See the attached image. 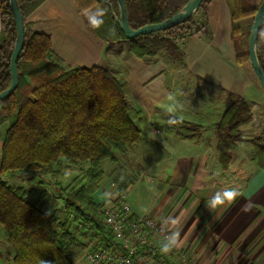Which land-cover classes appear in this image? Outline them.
I'll return each instance as SVG.
<instances>
[{"label": "crops", "instance_id": "crops-1", "mask_svg": "<svg viewBox=\"0 0 264 264\" xmlns=\"http://www.w3.org/2000/svg\"><path fill=\"white\" fill-rule=\"evenodd\" d=\"M91 11L96 12L93 19L100 7L88 10ZM84 15L75 0H45L26 20L34 31L51 35V58H59L66 68H106L125 85L129 113L141 130L142 141L122 153V157L117 154L118 161L102 162L107 163V179L96 194L101 196L97 201L115 190L112 181L128 186L131 192L140 177L146 178L152 169L155 176L146 185L151 203L145 207L129 203L136 214H151L174 232V244L171 252L167 251L172 260L186 252L198 264H264V169L258 166L255 155L242 151L241 144L244 130L256 133L251 143L264 131V90L251 63L237 57L227 0L210 1L208 31L180 44L181 58L172 59L179 61L178 65L167 64V58L160 60V54L141 58L123 44H109L94 33L89 26L92 19L87 20ZM240 25L248 30L251 23L245 19ZM179 78L181 81H177ZM192 87L208 92L196 99L188 92ZM241 98L250 106L253 120L242 128L239 148L232 152L234 159L224 170L215 126L226 108ZM172 116L193 124L192 133L172 131L168 125ZM9 125L10 122L0 124V167ZM146 141L149 165L145 164L144 155H130ZM81 167L67 170L68 182L77 176L70 180L69 173ZM137 173L139 179H134ZM43 180L37 183L41 190L53 188ZM36 181L32 185L36 186ZM227 189H236L240 194L232 202L211 208L212 196ZM36 190L33 199L52 211V190ZM0 227V264H14L15 248ZM71 258L76 264H88L80 246L72 248Z\"/></svg>", "mask_w": 264, "mask_h": 264}, {"label": "trees", "instance_id": "trees-1", "mask_svg": "<svg viewBox=\"0 0 264 264\" xmlns=\"http://www.w3.org/2000/svg\"><path fill=\"white\" fill-rule=\"evenodd\" d=\"M26 38L19 55V83L0 101V124L10 122L4 137L0 167V225L15 248L14 264H76L72 248L82 246L90 224L109 236L97 213L96 194L105 179L102 162L118 161L141 143V130L129 113L125 85L108 69L99 66L66 68L54 55L51 35L34 31L26 18L45 0H18ZM130 25L162 22L180 11L189 0H125ZM203 0L186 21L165 30L128 38L120 25L117 0H75L84 12L96 6L100 12L89 21L90 28L109 44H123L137 57L157 55L166 50L181 58L180 44L188 37L207 32L208 8ZM263 0H227L233 20L232 36L240 61H250L249 39L256 12ZM2 41L0 43V92L12 81L11 57L17 28L8 0H0ZM252 17L248 30L236 20ZM257 52L264 69V18ZM179 123L169 127L192 133L193 124L172 116ZM253 120L244 98L232 102L216 124L218 152L224 170L239 148L242 127ZM197 126H195L196 128ZM192 135V134H191ZM257 164L264 169V131L253 139ZM86 163L68 182L67 170ZM27 179L29 185L11 184L3 176ZM49 176L57 191L59 207L43 208L33 197L35 179ZM78 177V179H77ZM63 212V213H61ZM63 214V215H62ZM84 231L77 232L80 224ZM110 240L112 239L110 235Z\"/></svg>", "mask_w": 264, "mask_h": 264}, {"label": "built area", "instance_id": "built-area-1", "mask_svg": "<svg viewBox=\"0 0 264 264\" xmlns=\"http://www.w3.org/2000/svg\"><path fill=\"white\" fill-rule=\"evenodd\" d=\"M111 185L115 190L106 194L97 208L109 236L90 224L82 243L88 264H198L186 252L172 260L167 251L174 244V232L151 214H136L128 200V186L115 181ZM84 229L81 223L77 232ZM165 246L167 251L163 250Z\"/></svg>", "mask_w": 264, "mask_h": 264}, {"label": "water", "instance_id": "water-1", "mask_svg": "<svg viewBox=\"0 0 264 264\" xmlns=\"http://www.w3.org/2000/svg\"><path fill=\"white\" fill-rule=\"evenodd\" d=\"M120 11V25L125 35L128 38H134L141 34H148L151 32L165 30L170 27H173L181 22L188 20L201 6L203 0H189L188 3L177 13L172 15L171 17L165 19L162 22L151 23L143 25L137 29L133 28L128 19V11L125 0H117ZM9 6L13 13L17 35H16V43L11 57V74L12 81L8 88L0 92V101L7 96L11 95L17 88L19 83V70H18V60L21 51L25 45L26 38V28H25V19L20 7L18 0H8ZM264 18V0L260 4L256 15L254 17V21L251 27L250 39H249V57L250 63L256 75L258 76L260 83L264 90V69L260 63L258 52H257V43L259 38V32L261 29L262 21Z\"/></svg>", "mask_w": 264, "mask_h": 264}, {"label": "rangeland", "instance_id": "rangeland-1", "mask_svg": "<svg viewBox=\"0 0 264 264\" xmlns=\"http://www.w3.org/2000/svg\"><path fill=\"white\" fill-rule=\"evenodd\" d=\"M90 10V9H89ZM88 10H86V11H84L83 13L85 14L84 16H85V18L87 19V20H90V19H92V15H94L95 13L93 12V11H91V13L90 12H88ZM96 15V14H95ZM28 17V16H27ZM27 19V18H26ZM245 19H248V22H250L251 23V20H252V17H246V18H240V19H238V20H236V24H241ZM27 21V20H26ZM1 41L2 40H0V43H1ZM158 54H160L159 56H160V60H163V61H166V59L165 58H167V64L169 63V64H174V65H178V64H180V62L179 61H172V59H174L172 56H170L169 55V53L166 51V50H162V51H160ZM166 56H169V57H166ZM150 57V56H149ZM146 58V57H145ZM174 60H178V59H174ZM248 63H250V61H248ZM158 66H160V65H158ZM177 81H181V78H179ZM188 92H190V96H192V97H194V98H199V97H201V96H204L205 94H204V92H208V90L207 89H201V88H197V87H192V88H190V90L188 91ZM3 111V110H2ZM132 115V114H131ZM217 124V123H216ZM247 126V125H246ZM216 127V126H215ZM245 127V126H244ZM244 127H242V128H244ZM242 132V131H241ZM256 135V133L255 134H253L252 132H249V131H243V137L245 138V139H243V141L241 142V144H242V151H244V152H246L247 153V155H249V156H251V157H254V148H253V143H251L252 142V137H254ZM148 144H149V141H146L143 145H141V146H139V147H137V148H135V149H133L132 151H131V153H130V155L132 156V155H135V154H137V155H144V157H146V160H144V162H146L145 164L146 165H149L150 164V162L149 161H147V157L148 156H146V155H149L150 154V150H149V147H148ZM119 154V156L120 157H122V153H118ZM118 156V155H117ZM128 156V155H127ZM248 158V157H247ZM135 159V158H134ZM111 159H107V161L106 162H111L110 161ZM81 166H82V168L83 169H85V168H87V164L86 163H83V164H81ZM102 167H103V169H104V171L105 172H107V163H103V165H102ZM158 169V168H157ZM157 171V170H156ZM137 172H139V171H137ZM80 173V168L79 169H75V171L74 172H70L69 174H70V176H69V178H70V180H72L73 179V177L76 175V174H79ZM72 174V175H71ZM147 175V176H146ZM14 177V178H16V179H13V180H10L9 181V178L8 177ZM80 176V174L78 175V177ZM138 176H139V173H137V174H135L134 175V179H139L138 178ZM145 176H146V178L144 177H140V179H139V183H135V185L137 184V189L135 188V189H133V190H131V192H129V194H130V196L128 197V200L129 201H132L133 203H136V204H138V205H141V206H143V207H145L147 204H149V203H151V192L149 191V189L147 188V184L149 183V184H151L152 182V180H153V178H154V176H155V174H154V172H153V170L151 169L147 174H145ZM78 177H77V179H78ZM3 178L4 179H7L11 184H17V185H29V182H28V180L27 179H20V178H18L17 176H15V175H9V176H3ZM18 178V179H17ZM50 177L49 176H47V177H45L44 179L45 180H43V182L42 183H46V182H48V183H50L51 181H50V179H49ZM105 179H107V175H106V173H105ZM35 180H37L36 181V186L35 185H31V186H34L36 189H38L39 188V190L41 191V192H48L47 190H49V191H51L52 193H53V195H49V198H50V200H51V206H53V207H56V201H57V198H55L56 196H57V191H55V188H50V187H47V186H45V187H47V189L46 190H44V187H43V189L41 190L40 189V187H39V185L37 184L39 181H40V179H35ZM32 184V183H31ZM51 189V190H50ZM37 191V190H36ZM101 192V191H100ZM55 196V197H54ZM101 196H96V199L98 200L99 198H100ZM103 199H101L100 201H98L99 203H98V205L100 204V202L102 201ZM63 215V214H62ZM1 228V227H0ZM81 248H82V246H81ZM82 251V250H81Z\"/></svg>", "mask_w": 264, "mask_h": 264}, {"label": "clouds", "instance_id": "clouds-1", "mask_svg": "<svg viewBox=\"0 0 264 264\" xmlns=\"http://www.w3.org/2000/svg\"><path fill=\"white\" fill-rule=\"evenodd\" d=\"M179 122L180 121L176 119L170 120V123H179ZM239 194H240L239 191L236 189H227V190H224L223 193L217 192L216 194L212 196L209 206L211 208L222 206L226 202L234 201L236 197L239 196ZM244 210H247V208H245ZM176 235L178 236V233H176ZM163 250L167 251L168 250L167 246H165Z\"/></svg>", "mask_w": 264, "mask_h": 264}]
</instances>
